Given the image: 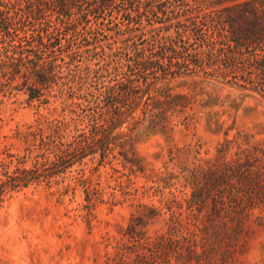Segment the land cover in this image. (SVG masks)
I'll return each mask as SVG.
<instances>
[{
    "label": "rangeland",
    "instance_id": "374dc122",
    "mask_svg": "<svg viewBox=\"0 0 264 264\" xmlns=\"http://www.w3.org/2000/svg\"><path fill=\"white\" fill-rule=\"evenodd\" d=\"M99 44L106 53L116 47L107 38ZM106 53L65 56L39 100L16 88L18 78L0 76V264H136L146 253L144 240L169 230L175 239L195 232L192 210L165 199L189 194L182 166L214 158L238 133L257 145V203L245 210L241 234L235 243L222 240L210 259L172 255L170 262L264 264L263 94L201 76L164 81L159 88L189 101L174 120L187 117L188 125L169 135L134 126L144 118L139 106L110 132L115 142L94 144L92 127L101 123L96 103L118 79V61ZM168 174L179 177L159 181ZM226 205L230 210L228 199ZM149 210L158 216L129 239L131 220Z\"/></svg>",
    "mask_w": 264,
    "mask_h": 264
},
{
    "label": "trees",
    "instance_id": "16d2710c",
    "mask_svg": "<svg viewBox=\"0 0 264 264\" xmlns=\"http://www.w3.org/2000/svg\"><path fill=\"white\" fill-rule=\"evenodd\" d=\"M102 38L116 47L106 53ZM98 49L118 61V79L99 95L101 123L92 127L93 143L115 142L110 132L139 106L144 118L134 126L146 123V130L169 135L188 125L187 117L174 120L189 101L159 83L201 76L264 96V0H0V76L18 78L16 88L30 99L51 88L65 56L92 53L89 58ZM180 173L189 194L165 202L185 203L196 231L175 239L169 230L144 240L148 256L136 264H171L172 255L210 259L225 238L236 242L245 210L257 203V145L246 135L224 140L214 158L182 166ZM172 175L159 181L170 184L179 177ZM156 216L155 210L136 216L125 235L135 238Z\"/></svg>",
    "mask_w": 264,
    "mask_h": 264
}]
</instances>
